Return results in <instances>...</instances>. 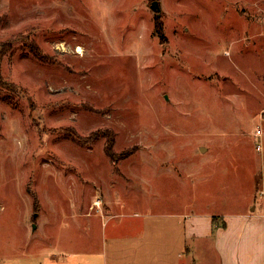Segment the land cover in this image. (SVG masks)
Masks as SVG:
<instances>
[{"label":"rangeland","instance_id":"obj_1","mask_svg":"<svg viewBox=\"0 0 264 264\" xmlns=\"http://www.w3.org/2000/svg\"><path fill=\"white\" fill-rule=\"evenodd\" d=\"M0 53V264L262 201L264 0H0Z\"/></svg>","mask_w":264,"mask_h":264},{"label":"crops","instance_id":"obj_2","mask_svg":"<svg viewBox=\"0 0 264 264\" xmlns=\"http://www.w3.org/2000/svg\"><path fill=\"white\" fill-rule=\"evenodd\" d=\"M259 189L264 193V182ZM256 203V199L248 206L234 203L239 210L229 207L214 214L209 205L205 212L192 201L184 210L183 201L178 202L179 212L160 214V221L149 223L141 251L138 238L139 243L129 250H113L111 264H198L195 257L199 255L205 264H264V194ZM126 238L131 243L135 236ZM56 260V264H70L65 258ZM96 264L103 261L96 258Z\"/></svg>","mask_w":264,"mask_h":264},{"label":"water","instance_id":"obj_3","mask_svg":"<svg viewBox=\"0 0 264 264\" xmlns=\"http://www.w3.org/2000/svg\"><path fill=\"white\" fill-rule=\"evenodd\" d=\"M152 8H154L157 12H161V7L158 3V1H153L152 2ZM35 217H37V215H35ZM33 229H37V225L36 224H33Z\"/></svg>","mask_w":264,"mask_h":264},{"label":"trees","instance_id":"obj_4","mask_svg":"<svg viewBox=\"0 0 264 264\" xmlns=\"http://www.w3.org/2000/svg\"><path fill=\"white\" fill-rule=\"evenodd\" d=\"M161 33V32H160ZM37 56L39 57V58H44L43 56H42V54H40V53H37ZM0 58H1V53H0ZM0 79H1V73H0ZM8 102L9 103H12L9 99H8ZM108 137V139H110V136L108 135L107 136ZM109 154L110 155H113V153H111V152H109ZM215 220V219H214ZM216 221V220H215Z\"/></svg>","mask_w":264,"mask_h":264},{"label":"bare ground","instance_id":"obj_5","mask_svg":"<svg viewBox=\"0 0 264 264\" xmlns=\"http://www.w3.org/2000/svg\"><path fill=\"white\" fill-rule=\"evenodd\" d=\"M77 51H78V52H80V53L82 52V50H81V48H80V47L78 48V50H77Z\"/></svg>","mask_w":264,"mask_h":264},{"label":"built area","instance_id":"obj_6","mask_svg":"<svg viewBox=\"0 0 264 264\" xmlns=\"http://www.w3.org/2000/svg\"><path fill=\"white\" fill-rule=\"evenodd\" d=\"M261 131L259 130L258 133H260Z\"/></svg>","mask_w":264,"mask_h":264}]
</instances>
